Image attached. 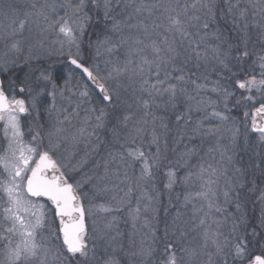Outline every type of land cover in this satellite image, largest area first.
<instances>
[{"label":"snow or ice","instance_id":"1","mask_svg":"<svg viewBox=\"0 0 264 264\" xmlns=\"http://www.w3.org/2000/svg\"><path fill=\"white\" fill-rule=\"evenodd\" d=\"M0 264H264V0H0Z\"/></svg>","mask_w":264,"mask_h":264}]
</instances>
